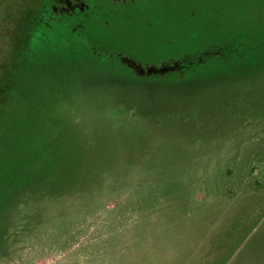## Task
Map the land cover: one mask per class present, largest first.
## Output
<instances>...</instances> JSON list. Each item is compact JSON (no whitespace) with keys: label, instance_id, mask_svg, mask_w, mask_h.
<instances>
[{"label":"rangeland","instance_id":"rangeland-1","mask_svg":"<svg viewBox=\"0 0 264 264\" xmlns=\"http://www.w3.org/2000/svg\"><path fill=\"white\" fill-rule=\"evenodd\" d=\"M82 1L0 0V264H264V0Z\"/></svg>","mask_w":264,"mask_h":264},{"label":"flooded vegetation","instance_id":"flooded-vegetation-1","mask_svg":"<svg viewBox=\"0 0 264 264\" xmlns=\"http://www.w3.org/2000/svg\"><path fill=\"white\" fill-rule=\"evenodd\" d=\"M54 2L57 3V5H54L55 9H58L60 11H63L62 13H71L74 10H85L87 13H92L94 12V9L89 8L86 9L84 8V2L82 0H53ZM112 1V0H111ZM116 3L124 4V5H133L134 3L137 2V0H113ZM44 4H49L47 3V0H45ZM107 9H111V7H107ZM74 11V13H75ZM73 13V14H74ZM61 14V13H59ZM86 14V13H84ZM152 71V70H151Z\"/></svg>","mask_w":264,"mask_h":264},{"label":"trees","instance_id":"trees-1","mask_svg":"<svg viewBox=\"0 0 264 264\" xmlns=\"http://www.w3.org/2000/svg\"><path fill=\"white\" fill-rule=\"evenodd\" d=\"M47 3H49V4H43V6H41L39 13L37 15L33 16V20H35V23L37 24V26L33 30L31 37H32V35L37 34L36 32L38 31L40 26L43 24L44 20L49 18V16L52 17V19H56V21H57L60 19L59 15L63 14L62 13L63 11H60V10L54 8V5H57L56 2H54L53 0H47ZM59 13H61V14H59ZM196 14L198 16V12H196ZM166 20H168V19H166ZM161 22L164 23L165 21L161 20ZM168 24L169 23H164L161 26L168 25ZM29 40H31V38Z\"/></svg>","mask_w":264,"mask_h":264}]
</instances>
